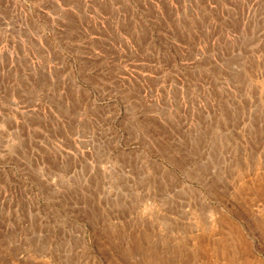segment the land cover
Segmentation results:
<instances>
[{
    "label": "rangeland",
    "instance_id": "obj_1",
    "mask_svg": "<svg viewBox=\"0 0 264 264\" xmlns=\"http://www.w3.org/2000/svg\"><path fill=\"white\" fill-rule=\"evenodd\" d=\"M0 264H264V0H0Z\"/></svg>",
    "mask_w": 264,
    "mask_h": 264
},
{
    "label": "bare ground",
    "instance_id": "obj_2",
    "mask_svg": "<svg viewBox=\"0 0 264 264\" xmlns=\"http://www.w3.org/2000/svg\"><path fill=\"white\" fill-rule=\"evenodd\" d=\"M205 208V207H204ZM205 212V211H204Z\"/></svg>",
    "mask_w": 264,
    "mask_h": 264
}]
</instances>
